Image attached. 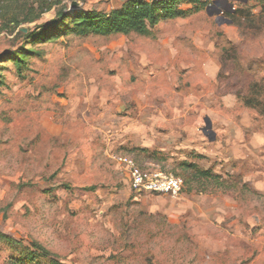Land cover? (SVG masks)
Returning a JSON list of instances; mask_svg holds the SVG:
<instances>
[{
    "label": "rangeland",
    "instance_id": "374dc122",
    "mask_svg": "<svg viewBox=\"0 0 264 264\" xmlns=\"http://www.w3.org/2000/svg\"><path fill=\"white\" fill-rule=\"evenodd\" d=\"M40 1L0 0V54L18 49L37 53L27 56L19 75L12 62L0 61L5 83L0 88V232L20 243H0V264H50L22 259L33 241L62 264H264V234H259L264 227V188L259 187L264 182V0H215L186 19L159 24L155 38L76 37L68 32V20L44 43L26 44L5 32L1 14L22 13V18ZM120 1L62 4L83 12L105 11ZM57 9L23 29L49 24ZM164 46L173 47L175 54ZM136 51L146 52L156 66L152 75L143 78V71L138 72ZM203 66L214 80L197 72ZM90 84L98 89L96 99L77 101L86 100ZM130 84L158 96L168 97L173 90L206 102L200 110L211 122L214 140L201 132L199 114L189 119L203 142V154L195 146L162 152L154 148L160 155L151 160L131 146L108 150L100 136L88 150L91 135L85 122L92 123L94 112L123 111L117 102L97 110L92 103L112 86L122 90L123 99ZM71 111L81 118L70 120ZM45 119L61 126L58 136L43 128ZM112 156L128 157L139 169L153 167L145 165L149 161L163 173L182 180L189 176L183 193L212 198L222 189L212 179L194 178L182 163L213 174L221 170L233 189V217L240 218L246 231L234 239L217 228L209 209L199 213L210 217L205 223L196 212L185 217L178 197L137 195L126 166ZM164 208L176 212L159 214ZM223 240L233 243L225 251L219 245Z\"/></svg>",
    "mask_w": 264,
    "mask_h": 264
},
{
    "label": "crops",
    "instance_id": "0c3cea01",
    "mask_svg": "<svg viewBox=\"0 0 264 264\" xmlns=\"http://www.w3.org/2000/svg\"><path fill=\"white\" fill-rule=\"evenodd\" d=\"M125 1L126 0H121L120 3L118 2L115 5H111L109 9L106 8L105 11L97 12L108 15L112 10L120 8ZM165 49H167L170 54H175L173 47L167 46ZM135 54H137L139 57V61H137L138 66L136 67L139 68L138 70H140L138 72L143 71L142 75H145L143 78L152 75V70L155 69L156 66L151 65L146 52L136 51ZM179 66L181 70H187V67L184 68L182 64ZM208 69V67L203 66L197 72H201L203 75L207 76L208 79L212 78L214 80L213 73H209L207 71ZM145 85L147 84L145 83ZM195 86L200 88L201 84L197 83ZM94 91H98L97 87L95 85L91 86L90 84L89 94L87 95L86 100H76L86 102L87 104V102L96 99V95L93 93ZM101 91L100 97L97 99L96 103H92L91 105L92 107H95V110L100 108L102 109L104 105H111L110 103L117 102L115 104H122L121 107L123 108V111L120 114H117L118 112L115 113V111L111 112L109 110L104 111L102 114L99 112H94L92 123L90 124L85 122L86 125L83 124L90 127L87 131L91 135L90 138L87 139L89 142V144L87 143L88 150L91 149L92 146H95V143L93 142L95 138L100 136L103 140L102 143L104 142L109 145L108 150L114 148L115 146H131L133 149L154 150L155 148L162 152L164 150H170L173 147L189 149L190 146H195L198 154H203V148L201 147L203 142L200 141L198 135L194 131V126L190 127L189 119L191 115L195 117L199 114V116L202 117L201 119L204 120L205 111L200 109L202 107L204 108L206 102L194 99V97H188L187 93L185 92H181V95H178L173 90L168 97L162 95L158 96L154 95V93H151L148 90L146 91V89L143 90L142 87L134 89L133 84L125 87V95H123L125 98L123 99L119 95V92L122 90L120 89L119 91L116 86H112ZM118 96L121 100L115 101L118 99ZM100 103L102 106H100ZM78 118L81 117L77 114V112H70V120L75 122ZM180 135L184 136L182 137ZM79 156H81V154H79ZM86 159H83V161H87ZM77 160L79 159L76 158L75 161ZM148 162H146L145 165L157 167L156 165H152ZM219 162L227 164L231 161ZM263 164L264 163H262V165ZM220 167H222V165ZM216 172L217 173L214 175L220 176L221 170ZM259 187L263 189L264 182L261 181ZM219 191L220 194L217 198L216 196L212 198V196L204 195L199 192L195 193L194 191L185 193L181 192V194L178 196L180 206H182L181 213L184 214L185 217H189L187 212H190V214L195 212L197 214H205V209H209L212 211V214L215 215L214 219L216 221L217 228L227 231L228 234L231 235V238L235 239V237H238L239 233H242L246 230L241 224L240 218L233 217L234 210L237 206L235 204L233 195L229 193L231 190L222 189ZM222 191L225 192L222 193ZM160 210L161 211H158L159 214L164 215L169 214L171 211H175L171 208H164ZM201 214L199 215L201 216ZM201 218H203L202 222L203 220L205 223L211 222L206 220V218H210L209 216L204 215L203 217L201 216ZM245 224L248 226V223ZM259 234H264V227L261 228ZM242 240L246 241L247 239L243 238ZM231 244L233 243L229 242L227 245V240H223L219 243V245L222 247L220 250L225 251L228 249L229 245L231 246ZM241 251H243V249Z\"/></svg>",
    "mask_w": 264,
    "mask_h": 264
},
{
    "label": "trees",
    "instance_id": "16d2710c",
    "mask_svg": "<svg viewBox=\"0 0 264 264\" xmlns=\"http://www.w3.org/2000/svg\"><path fill=\"white\" fill-rule=\"evenodd\" d=\"M63 1L41 0L36 9H30L22 18V13L12 15L9 18L7 15L1 14V16H4V21L1 24L5 28V32H9L17 41H24L26 44L29 42H47L51 39V34L56 32L60 24H63L66 20L70 21L71 24L68 32L76 37L108 38L136 35L155 38V30L159 24L177 19H186L197 13L202 6L209 8L215 0H126L120 8L112 10L108 15L94 10L83 12L74 9L66 12L68 8L62 4ZM185 5H190L192 8L186 10L183 8ZM55 7H58L55 11V18L49 24L36 25L34 29H27L26 33L21 32L24 24H35ZM31 54L37 53L28 49L10 50L0 54V61L12 62L19 75L22 69L27 67L26 58ZM4 84V78L0 73V88ZM135 150L147 155V158L151 160L160 155L156 150ZM182 165L186 170L193 173L194 178L212 179L217 188L233 190L227 186L226 180H223L221 176L212 174L210 170H201L193 163H182ZM183 179L185 185L190 181L189 176H185ZM0 243L12 246H19L20 244L15 238L2 232H0ZM25 251L24 258H21L28 262L46 259L49 260L50 264H62L56 260V256L52 252L35 241L31 242L30 247Z\"/></svg>",
    "mask_w": 264,
    "mask_h": 264
},
{
    "label": "built area",
    "instance_id": "2783aa9c",
    "mask_svg": "<svg viewBox=\"0 0 264 264\" xmlns=\"http://www.w3.org/2000/svg\"><path fill=\"white\" fill-rule=\"evenodd\" d=\"M75 7L71 4L68 9ZM113 158L126 166L129 171L130 188L137 195L153 194L177 198L183 190V180L179 177L163 173L157 167L139 169L134 165L133 160L128 157Z\"/></svg>",
    "mask_w": 264,
    "mask_h": 264
},
{
    "label": "water",
    "instance_id": "95a60500",
    "mask_svg": "<svg viewBox=\"0 0 264 264\" xmlns=\"http://www.w3.org/2000/svg\"><path fill=\"white\" fill-rule=\"evenodd\" d=\"M228 0H218V2L220 4H226ZM217 1H213V3H215ZM228 8H231V5H227ZM219 12H217L218 14ZM210 15V14H209ZM21 32L22 33H26L27 32V29H21ZM204 128L201 129V132L203 133V135L205 137H207V139L209 141H213L214 140V133L212 131V126H211V122L209 120V118L205 117L204 120ZM43 128L49 133V134H52V135H55V136H58L60 133H61V126H57V125H54L52 124L51 122H49L48 119H45L44 120V123H43Z\"/></svg>",
    "mask_w": 264,
    "mask_h": 264
}]
</instances>
